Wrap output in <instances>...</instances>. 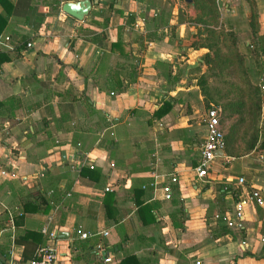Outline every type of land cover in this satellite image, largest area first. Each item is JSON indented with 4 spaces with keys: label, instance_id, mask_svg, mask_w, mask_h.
I'll return each instance as SVG.
<instances>
[{
    "label": "crops",
    "instance_id": "crops-1",
    "mask_svg": "<svg viewBox=\"0 0 264 264\" xmlns=\"http://www.w3.org/2000/svg\"><path fill=\"white\" fill-rule=\"evenodd\" d=\"M63 1L0 0V41L11 43L0 42L1 263L30 258L44 226L56 264H264V201L249 196L264 198V129L262 146L223 151L205 179L194 174L208 51L190 45L196 8L91 0L77 19ZM214 2V28L235 32L257 81L264 54L247 44L264 37V0ZM236 202V226L213 217Z\"/></svg>",
    "mask_w": 264,
    "mask_h": 264
},
{
    "label": "trees",
    "instance_id": "trees-1",
    "mask_svg": "<svg viewBox=\"0 0 264 264\" xmlns=\"http://www.w3.org/2000/svg\"><path fill=\"white\" fill-rule=\"evenodd\" d=\"M192 1L197 10L192 20L200 23L202 29L190 45L205 46L208 50L202 57L205 70L196 77L198 89L205 106H219L220 124L223 126L225 121L228 122L223 128V151L230 155L248 152L263 145V141L258 142L260 90L257 81L248 74L235 32L221 26L214 28L218 17L214 0ZM255 23V12L251 11L249 24L252 33ZM258 51L264 54V37ZM35 249L30 258L35 257Z\"/></svg>",
    "mask_w": 264,
    "mask_h": 264
},
{
    "label": "built area",
    "instance_id": "built-area-1",
    "mask_svg": "<svg viewBox=\"0 0 264 264\" xmlns=\"http://www.w3.org/2000/svg\"><path fill=\"white\" fill-rule=\"evenodd\" d=\"M4 40L0 41L5 46H10L9 37L4 36ZM28 46L29 43L26 42ZM257 85L260 90V106H259V118H258V128L259 132L264 129V76L261 75L257 79ZM220 108L219 106L209 104L202 115V122L204 125V135L203 139L199 145V155L197 164L194 166V174L198 179H205L208 174V169L212 159L217 155L215 153L216 149L221 148L223 150V131L219 122ZM171 180L175 177L171 176ZM238 183L243 182L242 176H238ZM225 188V187H224ZM164 197H169V187L164 186ZM250 197H252L255 202L261 205L264 198L260 195L257 190L250 191ZM214 218L221 220L226 226H236L242 219L243 215L240 210V203L236 202L234 210L232 212H215L213 214ZM46 240L45 242L39 244L35 249V257L21 260L18 258L8 257L4 259L1 264H56V255L49 241L54 237V231L52 229H47L46 227H41ZM102 235L106 234L105 230L101 231ZM81 237L88 235L86 232H79ZM257 240L264 244V226L261 228L257 235ZM241 248H245L248 244L244 239L239 241ZM99 246V245H98ZM102 261H111L110 255H106L102 258Z\"/></svg>",
    "mask_w": 264,
    "mask_h": 264
},
{
    "label": "water",
    "instance_id": "water-1",
    "mask_svg": "<svg viewBox=\"0 0 264 264\" xmlns=\"http://www.w3.org/2000/svg\"><path fill=\"white\" fill-rule=\"evenodd\" d=\"M185 3L188 4V6L190 8L193 9L194 5H193V2L192 0H183ZM91 6V0H68V1H63L61 4H60V9L77 18V19H81L89 10ZM223 150L221 148L219 149H216L215 153L217 155H220L222 154ZM0 264H1V259H0Z\"/></svg>",
    "mask_w": 264,
    "mask_h": 264
},
{
    "label": "rangeland",
    "instance_id": "rangeland-1",
    "mask_svg": "<svg viewBox=\"0 0 264 264\" xmlns=\"http://www.w3.org/2000/svg\"><path fill=\"white\" fill-rule=\"evenodd\" d=\"M253 39L254 38H250V41H253ZM247 46H248V48L250 49V50H252L253 52H256V53H258L259 51H258V47L254 44V43H252V42H249L248 44H247ZM247 52V51H246ZM251 52V51H250ZM251 54V53H250ZM244 59H245V54H244ZM247 69V68H246ZM227 124H228V122L227 121H225L224 123H223V126L220 124V126H221V128H222V131H223V128L225 129V127L227 126Z\"/></svg>",
    "mask_w": 264,
    "mask_h": 264
}]
</instances>
